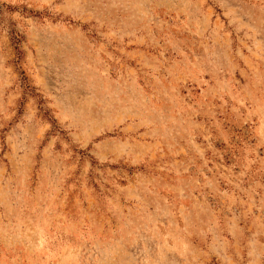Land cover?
Returning <instances> with one entry per match:
<instances>
[{
  "label": "rangeland",
  "instance_id": "rangeland-1",
  "mask_svg": "<svg viewBox=\"0 0 264 264\" xmlns=\"http://www.w3.org/2000/svg\"><path fill=\"white\" fill-rule=\"evenodd\" d=\"M0 264H264V0H0Z\"/></svg>",
  "mask_w": 264,
  "mask_h": 264
}]
</instances>
